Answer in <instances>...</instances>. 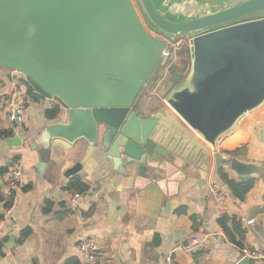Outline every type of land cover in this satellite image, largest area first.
I'll return each instance as SVG.
<instances>
[{
  "label": "water",
  "instance_id": "95a60500",
  "mask_svg": "<svg viewBox=\"0 0 264 264\" xmlns=\"http://www.w3.org/2000/svg\"><path fill=\"white\" fill-rule=\"evenodd\" d=\"M137 1L149 29L173 41L185 36L190 47L189 70L170 69L160 95L167 106L148 117L138 106L166 41L148 30L133 0H0V67L66 110V123L41 133L39 169L52 146L86 140L82 163L102 151L113 176L132 166L137 174L174 168L206 183L214 153L211 183L233 196L220 169L243 184L263 172L262 163L228 157L218 145L264 106V0Z\"/></svg>",
  "mask_w": 264,
  "mask_h": 264
},
{
  "label": "crops",
  "instance_id": "0c3cea01",
  "mask_svg": "<svg viewBox=\"0 0 264 264\" xmlns=\"http://www.w3.org/2000/svg\"><path fill=\"white\" fill-rule=\"evenodd\" d=\"M188 53L189 46L177 53L176 66L172 67L175 72L187 73L191 66ZM24 80L14 70L0 67V102L15 89L27 91ZM148 94L150 101L142 100L138 106L143 117L167 106L161 98L154 103ZM56 104L46 98L30 101L22 127L10 125L0 115V128L14 129L12 137L0 138V166L11 170L18 164L24 177L22 185L14 188L9 182L10 170L0 175L3 197L15 193L0 237V264H83L79 246L84 239L97 242L100 264H164L171 251L175 264H237L246 256L244 249L257 255L250 262L264 264V115L253 116L262 108L245 116L218 145V151L228 157L263 164L262 175L253 179L254 187L244 202L224 193V214L235 217L246 230L242 249L220 232L221 206L213 190L221 189L210 180L213 152L206 183L196 174L174 168L137 174L136 166H132L127 175L113 176V163L102 151L82 163L88 149L86 140L78 141L70 150L52 146L41 172V145L37 143L41 133L67 120L61 106L56 119L46 118V111ZM221 171L240 182L228 169H220L219 175ZM76 177L81 185L68 189ZM168 204L171 209L165 214ZM6 209L0 202V217ZM178 209L184 210L178 214ZM28 229L31 235L20 242ZM203 233L214 234L204 250L188 254L182 249L192 237Z\"/></svg>",
  "mask_w": 264,
  "mask_h": 264
},
{
  "label": "built area",
  "instance_id": "2783aa9c",
  "mask_svg": "<svg viewBox=\"0 0 264 264\" xmlns=\"http://www.w3.org/2000/svg\"><path fill=\"white\" fill-rule=\"evenodd\" d=\"M189 38L185 36L178 37L176 40H170L166 38V48L164 50V59L162 62L161 70L159 74L156 75L155 79L152 82L151 90H149L150 97H160L162 91L166 87L170 79V69H172L177 53L184 48L189 46ZM15 71V70H14ZM18 75L24 78L22 74L15 71ZM150 88V87H149ZM30 102L29 95L24 89H15L9 93L1 102H0V115H3L6 121L12 126H22L26 122L28 105ZM23 171L21 167L16 164L10 170V186L18 188L23 183ZM213 190V189H212ZM216 194L218 203L221 206L220 218L224 214V193L220 190H213ZM11 213V209L7 208L5 214L0 217V237L2 235L3 226L5 219ZM221 233L223 230L221 229ZM214 237L213 233H203L192 237L186 246H183L182 249L188 254H195L199 251H202L206 246L211 242ZM79 254L83 260V264H100L99 261V247L96 241L93 239H84L79 246ZM244 254L250 258H257L255 253H252L248 249H244ZM174 251H171L168 255L164 257V264H175L174 261Z\"/></svg>",
  "mask_w": 264,
  "mask_h": 264
},
{
  "label": "trees",
  "instance_id": "16d2710c",
  "mask_svg": "<svg viewBox=\"0 0 264 264\" xmlns=\"http://www.w3.org/2000/svg\"><path fill=\"white\" fill-rule=\"evenodd\" d=\"M188 59L190 61V54L188 53ZM188 61V62H189ZM155 79V78H154ZM26 87H27V93L29 95L30 101L32 102H40L44 99L41 95L35 93L34 89L31 87V85L27 82V80H24ZM61 111V108L58 104H56L53 108L48 109L46 111V118L48 120H54L57 118ZM14 135V129H2L0 128V138H10ZM10 167L0 166V175H5L9 173ZM220 175L222 176V179L226 182V184L229 185V187L232 190V194L234 197L238 199L240 202H244L246 199V195L251 191V189L254 187V180H250L249 182L243 184L241 182L233 181L229 179V177L221 171ZM81 185L80 179L78 177L74 178L71 183L68 185V189H74L75 187H79ZM14 192V191H13ZM15 193H11L10 197L4 198L0 189V202H3L5 204L6 208H12L13 201H14ZM184 209H178L177 213L181 214ZM220 228L227 234L229 241L236 244L240 248H244V241L246 238V230L243 228V225L240 221H238L235 217H230L228 215H224L222 218L218 220ZM31 235V230H25L21 234L20 242L25 241L29 236ZM251 264H256L255 261H251Z\"/></svg>",
  "mask_w": 264,
  "mask_h": 264
},
{
  "label": "rangeland",
  "instance_id": "374dc122",
  "mask_svg": "<svg viewBox=\"0 0 264 264\" xmlns=\"http://www.w3.org/2000/svg\"><path fill=\"white\" fill-rule=\"evenodd\" d=\"M133 2H134V5L136 6V9H137L138 13L140 14V16H141V18H142L144 24H145L146 27L148 28V30H149L152 34H154L155 36H157L158 38L165 40L166 38H165L163 35H161V34L155 32V31L152 30V29H149L148 24H147L146 20L144 19V16H143V13H142V10H141V8H140V6H139L138 1H137V0H133ZM209 2H211V1H209ZM213 2H215V0H214ZM188 40H189V39H188ZM175 66H176V63L173 65V67L175 68ZM151 86H152V85H151ZM151 86H150V88H149L148 90H151ZM148 92H149V91H148ZM147 94H148V93H146V95H147ZM148 95H149V94H148ZM143 100L146 101V102H147V101H150V99H148L147 96H146ZM159 100H160V97H156V96L152 99V101H153L154 103H155V102H158ZM153 102H150V104H152ZM254 115H264V107H262V109H260L259 111L255 112V113L253 114V116H254ZM18 127H22V126H18Z\"/></svg>",
  "mask_w": 264,
  "mask_h": 264
},
{
  "label": "flooded vegetation",
  "instance_id": "af4514ba",
  "mask_svg": "<svg viewBox=\"0 0 264 264\" xmlns=\"http://www.w3.org/2000/svg\"><path fill=\"white\" fill-rule=\"evenodd\" d=\"M160 72V71H159ZM159 72H158V74H159ZM152 84V83H151ZM151 84H150V86H151ZM148 89H149V87H148ZM148 89H147V91H146V93L148 92Z\"/></svg>",
  "mask_w": 264,
  "mask_h": 264
}]
</instances>
